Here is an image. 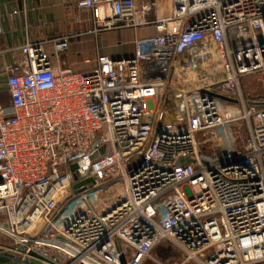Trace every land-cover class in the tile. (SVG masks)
Masks as SVG:
<instances>
[{"label": "built area", "instance_id": "obj_1", "mask_svg": "<svg viewBox=\"0 0 264 264\" xmlns=\"http://www.w3.org/2000/svg\"><path fill=\"white\" fill-rule=\"evenodd\" d=\"M168 1L166 14V0H70L95 33L138 30L133 57L76 71L62 58L71 35L27 40L6 67L0 233L13 244L1 261L144 264L162 245L163 264H264V107L241 89L264 73V0ZM209 46L225 80L175 90L180 61ZM209 131L219 150L202 149Z\"/></svg>", "mask_w": 264, "mask_h": 264}, {"label": "crops", "instance_id": "obj_2", "mask_svg": "<svg viewBox=\"0 0 264 264\" xmlns=\"http://www.w3.org/2000/svg\"><path fill=\"white\" fill-rule=\"evenodd\" d=\"M159 2L164 4V0ZM72 5L70 0H0V103L8 104L9 99L5 69L17 62L27 40L50 41L75 36L62 58L76 71L91 69L100 55L112 59L135 55L138 30L95 33L96 27L87 21L88 14ZM169 7L166 0L163 12L167 14ZM86 60L91 64H86ZM182 88L175 84V90L180 92Z\"/></svg>", "mask_w": 264, "mask_h": 264}, {"label": "rangeland", "instance_id": "obj_3", "mask_svg": "<svg viewBox=\"0 0 264 264\" xmlns=\"http://www.w3.org/2000/svg\"><path fill=\"white\" fill-rule=\"evenodd\" d=\"M210 51L213 53H210ZM220 53L221 52L218 48L209 46L207 47V50H198L192 55H186L178 64L177 76L174 79L175 84L183 86L180 91L189 92L195 88H202L206 85H211L214 82L216 83L214 86H217L218 82L221 81L223 77L222 73L225 71L224 59L220 58ZM190 67L191 69L188 70ZM241 89L245 100L263 102L264 73L244 77L241 81ZM240 125L242 124L240 123ZM236 132L238 147H243L247 136V123L240 128H236ZM199 141L202 149L205 148L213 151L220 149L219 139L215 136L213 131L200 134ZM117 188L120 192H124V188L121 185L117 186ZM113 195L114 194L111 192L104 194L101 203L107 201V205L109 202H112L114 198ZM11 244H13V241L9 237L0 233V245L11 246ZM163 247L164 246L162 245L158 246L153 252L151 258H149L144 264H163V257L161 256V250Z\"/></svg>", "mask_w": 264, "mask_h": 264}, {"label": "water", "instance_id": "obj_4", "mask_svg": "<svg viewBox=\"0 0 264 264\" xmlns=\"http://www.w3.org/2000/svg\"><path fill=\"white\" fill-rule=\"evenodd\" d=\"M162 78H163V79H166V75H163ZM212 95H214V96L218 97L219 99H221V100H223V101H226V102L235 103V104L238 103V100H234V99L229 98V97H227V96H224V95H222V94L212 93ZM249 104H250L251 106L264 107V102H251V103H249ZM97 156H98V154H95L94 158L97 157ZM188 162H189V159H187V158H180V159L178 160V162L176 163L175 168H176V169H177V168H181V167L185 166ZM76 170H77V165H75V164L72 165V166H71V171H72V172H75ZM75 179H77L76 176H75ZM0 182H1V179H0ZM89 182H90V180H87V181H84V182H82V183L75 184V185L73 186V189H74L75 192L77 193V192L80 191V188H81L82 186L88 184ZM31 256H32V257H35V258H38V259H44V260H46L45 258L40 257V256L37 255L36 253H31ZM0 264H9V263H6V262H3V261L0 260ZM32 264H38V262H36V261L33 260V261H32Z\"/></svg>", "mask_w": 264, "mask_h": 264}, {"label": "bare ground", "instance_id": "obj_5", "mask_svg": "<svg viewBox=\"0 0 264 264\" xmlns=\"http://www.w3.org/2000/svg\"><path fill=\"white\" fill-rule=\"evenodd\" d=\"M169 9H170V7H169ZM208 50H209V49H208ZM210 53H213V52L210 51ZM220 55H221V53H220ZM217 57H218V56H217ZM220 58H222V56H221ZM215 63H216V62H215ZM192 70H194V69H192ZM225 74H226V73H225V71H224V73H222L223 77H222L221 81L218 82V84L221 83V82H223V81L225 80V78H226ZM206 83H208V82H206ZM206 83H205V84H206ZM211 83H212V82H211ZM214 84H216V83L214 82V83H212L211 85H214Z\"/></svg>", "mask_w": 264, "mask_h": 264}]
</instances>
